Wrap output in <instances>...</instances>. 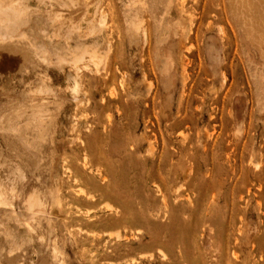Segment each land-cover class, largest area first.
Returning a JSON list of instances; mask_svg holds the SVG:
<instances>
[{"label":"rangeland","instance_id":"rangeland-1","mask_svg":"<svg viewBox=\"0 0 264 264\" xmlns=\"http://www.w3.org/2000/svg\"><path fill=\"white\" fill-rule=\"evenodd\" d=\"M4 1L18 13L0 8L13 17L0 20V183L14 194L0 228L17 244L0 231V264H264V35L243 40L233 1L19 0L38 14ZM15 28L47 31L49 58L6 54Z\"/></svg>","mask_w":264,"mask_h":264},{"label":"bare ground","instance_id":"bare-ground-1","mask_svg":"<svg viewBox=\"0 0 264 264\" xmlns=\"http://www.w3.org/2000/svg\"><path fill=\"white\" fill-rule=\"evenodd\" d=\"M3 1H4V0H3ZM5 1H7V0H5ZM5 1H4V2H5ZM18 1H19V0H17V3H18ZM45 1H46V0H45ZM45 1H44V2H45ZM50 1H51V0H50ZM52 1L54 2V0H52ZM68 1H69V0H68ZM165 1H166V0H165ZM168 1H169V0H168ZM232 1H233V3H234V6L230 7V9H231V15H233V16L235 17V19H237L236 22H237V25H238V29L240 30L241 34H243L244 37H245L243 40H245V39L247 38V39H248L247 43H249L251 40H253V37H254V38H255V37L257 38V36H258V39H260L261 37H259V35H260L259 33H262V34L264 35V0H236V1H235V0H232ZM19 2L21 3V1H19ZM26 2H27V0H26ZM26 2L23 3V1H22V3H21V4L18 3V5L21 6V8H22V4H24V6H23V9H24V10H25V8H26L27 6L29 7V8H28V7H27V8L30 9V8L32 7V5H30V6H31V7H30L29 5H27ZM48 2H49V0H48ZM48 2L46 3L47 5H48ZM56 2H57V1H56ZM61 2H62V1H61ZM70 2L73 3V5L76 4V3L74 4V2H75L74 0H73V1L70 0ZM2 3H3V2L0 3V5H1L0 8L3 7V9H4L5 11H7V10L5 9V7H6L8 10H10V9H11L12 11L14 10V9L11 8L13 4H11L10 1L5 2V4L10 3L11 5H10V4H7V6H5L4 3H3V4H2ZM41 3H43V2H41ZM50 3H51V2H50ZM166 3L169 4L170 2H167V1H166ZM14 4H15V2H14ZM44 4H45V3H44ZM52 4H53V3H52ZM57 4H58V2H57ZM167 4H166V5H167ZM229 4H230V2H229ZM9 5L11 6V7H9L10 9L8 8ZM26 5H27V6H26ZM53 5H56V4L54 3ZM35 6H36V5H34V6L32 7V10H33L32 13H33V12H34V13L36 12V13L38 14L37 11H41V7L39 8V7H38L39 5H38V6H36L37 8H35ZM59 6H61V5H59ZM96 6H97V5H96ZM230 6H231V4H230ZM24 7H25V8H24ZM47 7H50V6L48 5ZM51 7H53V6H51ZM56 7H57V6H56ZM63 7H64V6H63ZM255 7H256L258 10L256 9V11H255ZM13 8H14V7H13ZM15 8H16V7H15ZM17 8H18V7H17ZM21 8H20V10H21ZM33 8H34V9H33ZM38 8H39L40 10H39ZM165 8H168V5L165 6ZM179 8H180V7H179ZM36 9H37V11H35ZM58 9H59V8H58ZM62 9H63V8H62ZM95 9H96V8H95ZM95 9H94V11L97 10V9H96V10H95ZM11 10H10V11H11ZM30 10H31V9H30ZM156 10H157V9H156ZM179 10H180V9H179ZM2 11H3V10H0V14H1ZM12 11H11V12H12ZM14 11L16 12V10H14ZM14 11L12 12L13 14L15 13ZM98 11H99V9H98ZM164 11H165V10H164ZM257 11H258L259 13H257ZM19 12H20V11H19ZM42 12H43V11H42ZM60 12H61V11H60ZM102 12H103V11H102ZM102 12H100V13L102 14ZM178 12H180V11H178ZM181 12H182V11H181ZM181 12H180V13H181ZM2 13H3V12H2ZM7 13H8V15H6ZM16 13H18V11H17ZM21 13L24 14V12H21ZM57 13H58V12H57ZM4 14H5L6 16H4V15L2 14V17L4 16V17L2 18L3 20H1V16H0V20H1V21L4 22V20H5L4 18L7 17V16L9 17L8 20H11L10 17H12V15H11V14L9 15V12H6V13L4 12ZM37 14H36V15H37ZM40 14H41V13H40ZM44 14H45V13H44ZM93 14H95V13H93ZM103 14H104V13H103ZM105 14H106V13H105ZM175 14H176V13H175ZM15 15H16V14H15ZM20 15H21V14H20ZM48 15H50V13H49V14H45V19H46V21H48L47 18H46V16L48 17ZM55 15H57V14H55ZM66 15H67V14H66ZM97 15H98V14H97ZM97 15H96V16H97ZM17 16H18V15H17ZM24 16L26 17V14H24ZM34 16H35V15H34ZM34 16H33V17H34ZM61 16H62V15H61ZM98 16H99V15H98ZM21 17H22V16H21ZM21 17H20V18H21ZM52 17H53V16H51V18H52ZM57 17L59 18L58 15H57ZM12 18H13V17H12ZM18 18H19V17H18ZM18 18H16L17 21H18ZM20 18H19V19H20ZM27 18H28V16H27ZM27 18H25V20H26ZM34 18H35V21H37V20H36V17H34ZM38 18H40V17L38 16ZM49 18H50V16H49ZM53 18H54V17H53ZM53 18H52V19H53ZM55 18H56V17H55ZM55 18H54V20H55ZM14 19H15V18H14ZM40 19H42V18H40ZM43 19H44V18H43ZM52 19H50L49 21H51ZM94 19H96V18H94ZM12 20H13V19H12ZM21 20H22V19H21ZM25 20H24V21H20V22H25ZM72 20H73V18H72ZM74 20H75V19H74ZM99 20H100V21H99ZM99 20H98V22L102 23V19L99 18ZM14 21L16 22V20H13L12 23L16 24ZM33 21H34V20H33ZM49 21H48V22H49ZM57 21H58V20H57ZM93 21H97V20H93ZM5 22H6V21H5ZM26 22H27V21H26ZM53 22H56V21H53ZM53 22H52V23H53ZM0 23H1V22H0ZM12 23H11V24H12ZM39 23H40V22H39ZM2 24H3V23H2ZM4 24H7V23H4ZM4 24H3V25H4ZM21 24H23V23H21ZM21 24L19 23L18 25H21ZM46 24H47V23L44 22L43 25H46ZM62 24H63V23H62ZM77 24H78V21H77ZM18 25H17V28L19 27ZM25 25H26V24L24 23V26H25ZM30 25H31V24L29 23V28H27V29H31V28H30ZM37 25H38V22H37L36 26H37ZM63 25H64L63 30H64L65 33H66V30H65L66 28H65V27L68 26V25H69V28H70L72 25L75 26V25H76V20H75V24L72 22L71 25L68 24V25L65 26V22H64ZM63 25H62V26L59 25V26H60V27H63ZM94 25H95V23H94ZM101 25H102V24H101ZM39 26L44 28V26H42V22H41V25L39 24ZM74 26H73V27H74ZM7 27H8V26H7ZM10 27H11V26H10ZM31 27H32V25H31ZM94 27H96V26H94ZM23 28H24V27H23ZM37 28H38V27H37ZM55 28L57 29V26H56ZM69 28H68V29H69ZM74 28H75V27H74ZM92 28H93V27H92ZM5 29H6V27H5ZM11 29H12V28H11ZM34 29H36L35 26H34ZM41 29H42V28H40V29L38 28L37 31H39V30L41 31ZM68 29H67V31H71V32H72V30H75L76 28H75V29L72 28V30H71V29L68 30ZM77 29H78V28H77ZM96 29H98V27H96ZM2 30H3V31H1V32H2V35H3V32H4L5 30H4L3 28H2ZM6 30H7V29H6ZM12 30H13V29H12ZM14 30L16 31V28H15ZM43 30H44V29H43ZM43 30H42V31H43ZM53 30L55 31V29H53ZM89 30H90V29H89ZM92 30H93V29H92ZM94 30H95V29H94ZM9 31H10V29H9ZM19 31H20V30H19ZM19 31H16V33L14 32V34H13V32H12L13 35H12V34H8V35H10L11 37H14V36H15V38H16L15 41H17V45L14 46V47H15V48H14L15 51H14V53H13V50H14V49H13L12 45L8 46V45L6 44L7 47H8V49L5 48L6 51L8 52V53H7V52L5 51L6 54H9V55H10V53H11V54H12L11 56L17 55V57L20 58V61H19V63H18V64H20V65H22V64L26 61V59L34 57V56H31V55H30V52H31L32 49H35V48H40V49H42V53H43V56H42V57H43V58L41 57V58H42V60L40 59L41 61H43V59L47 58V56H48V58H49V55H51L50 52H53V51H54V50H52L51 48L55 47L56 45H55V44H52V42H53L52 37L47 33V31H43V37H42V39H35V38H36V37H35L36 35L34 36L35 38H32V36L30 35V36H31V39H30V38H28L30 33L27 34V32L25 33V31H22V30H21L20 32H22L21 34L24 35V36L21 38L22 35L20 34ZM30 31L32 32V29H31ZM30 31H29V32H30ZM40 31H39V32H40ZM54 31H52V32H53V33L51 34L52 36H54V35L57 33L58 30H56V33H55ZM90 31H91V30H90ZM96 31H97V30H95L94 33H96ZM1 32H0V33H1ZM18 32H19V34H17ZM60 32H63V31H60ZM60 32H58V33H60ZM73 32H74V31H73ZM92 32H93V31H92ZM6 33H8V31H7ZM6 33L4 32V34H6ZM23 33H24V34H23ZM69 33H70V32H69ZM75 33H76V32H75ZM97 33H98V32H97ZM257 33H258V35H257ZM15 34H16V35H15ZM26 34H27L28 36H27ZM241 34H240V35H241ZM17 35H19V37H20L21 39H19V38L17 37ZM25 35H26V40H27V41H26L25 38H24ZM33 35H34V34H33ZM90 35H91V34H90ZM97 35H98V34H97ZM10 36L4 35V37H9V39L11 40V37H10ZM58 36H59V34H58ZM69 36H71V34H70ZM95 36H96V34H95ZM95 36H94V37H95ZM261 36H262V35H261ZM4 37H3V39H4ZM56 37H57V36H56ZM263 37H264V36H262V38H263ZM86 38H87V37H86ZM256 38L254 39L255 41L257 40ZM5 39H6V41L9 40V39L7 40V38H5ZM17 39H18V40H17ZM23 39H24V40H23ZM72 39H73V38H72ZM91 39H92V38H91ZM95 39H96V38H95ZM99 39H100V38H99ZM247 39H246V40H247ZM250 39H251V40H250ZM10 40H9V41H10ZM13 40H14V39H13ZM19 40H20V42L18 43ZM66 40H67V38H66ZM66 40H65V42L63 41V43H66V42H67ZM77 40H78V39H77ZM101 40H102V39H101ZM249 40H250V41H249ZM260 40H261V39H260ZM260 40H257L258 43H256L255 41H254V42H255L256 44H259V41H260ZM263 40H264V39H263ZM0 41H1V42H0V46H4V44L1 45V43H6V42H4V40H3V41L0 40ZM11 41H12V40H11ZM11 41H10V42H11ZM15 41H12L11 44H16ZM24 41H25V42H24ZM98 41H99V40H98ZM13 42H15V43H13ZM60 42H62V41H60ZM7 43H9V42H7ZM82 43H83V42H82ZM93 43H94V45H96V44H95V40L91 42V45H93ZM99 43H100V42H99ZM250 43L255 44V43H253V41H251ZM26 44H27V45H26ZM66 44H68V43H66ZM252 44H251V46H253ZM261 44H263V43H262V40H261L259 46H261ZM25 45H26V46H25ZM49 45H51L52 47H51V46L49 47ZM68 45H69V44H68ZM84 45H85V43H84ZM98 45H99V44H97V47H98ZM247 45H248V44H247ZM62 46H63V45H62ZM65 46H67V45H65ZM69 46H70V45H69ZM9 47H11V49H10ZM26 47H27L28 49H27ZM29 47H30V49H29ZM73 47H74V46H73ZM95 47H96V46H95ZM95 47H94V48H95ZM256 47H257V46H256ZM256 47H255V49H256ZM65 48H66V47H65ZM81 48H82V47H81ZM94 48H93V51L95 52V51H96V48H95V49H94ZM252 48H254V47H252ZM263 48H264V47H263ZM263 48H262V49H263ZM0 49H1V48H0ZM3 49H4V48H3ZM50 49H51L52 51H50ZM53 49H54V48H53ZM57 49H58V51H60L59 48L56 47V49H55L56 52H55L54 54H56V56L59 55V58H60L62 52L60 51L61 53L59 52V53H60V54H59V53L57 52ZM76 49H78V48H75V50H76ZM89 49H90V48H89ZM248 49H249V48H248ZM250 49H251V48H250ZM36 50H37V49H36ZM36 50H35V52H36ZM75 50H73V52H74ZM79 50H80V49H79ZM27 51H30V52H27ZM32 51H33V53H34V50H32ZM77 51H78V50H77ZM82 51H83V50H82ZM86 51H87V50H86ZM86 51L84 50L82 55H86V54H85ZM2 52H4V51L2 50ZM69 52H70V51H69ZM73 52L71 51L70 53H73ZM90 52L92 53V50L89 51V54H90ZM94 52H93V53H94ZM98 52H99V51H98V48H97V52H96V54L94 53V57L96 58L95 60H99V58H101L102 52H100L101 54L99 53V55H97ZM261 52H262V51H261ZM87 53H88V51H87ZM262 53H263V52H262ZM0 54H1V53H0ZM54 54H53V57H54ZM27 55H28V56H27ZM29 55H30V56H29ZM32 55H36V53H34V54H32ZM45 55H47V56H45ZM70 55H72V54H70ZM73 55H75V56H71V57H76V60H77V57H78L79 54H77V56H76V54H75V52H74ZM87 55H88V54H87ZM91 55H92V54H91ZM249 55H250V53H249ZM0 56H1V55H0ZM11 56H10V57H11ZM99 56H100V57H99ZM36 57H37V56H36ZM44 57H45V58H44ZM65 57H66V55H65ZM87 57H88V56H87ZM102 57H104V56H102ZM15 58H16V56H15ZM54 58H55V57H54ZM62 58H63V57H61L60 59H62ZM67 58H68V57H67ZM34 59H35V57H34ZM51 59H52V58H51ZM55 59H57V58H55ZM55 59H52V62L55 61ZM71 59H72V58H71ZM102 59H103V58H102ZM104 59H105V57H104ZM31 60L33 61V59H31ZM67 60H68V59H67ZM95 60H93V61H95ZM105 60H106V59H105ZM32 61H31V62H32ZM34 61H35V60H34ZM44 61H45V60H44ZM47 61H49V59H48V60L46 59V64H47ZM31 62H28V63L25 62V63H27V64H29V66H31L30 64H33V63H34V62L31 63ZM35 62H36V61H35ZM58 62H59V61H58ZM60 62H62V61H60ZM95 62H96V61H95ZM103 62H104V61H103ZM56 63H57V61H56ZM56 63H54V64H56ZM75 63H76V62H75ZM98 63H99V62H98ZM98 63H97V64H98ZM95 64H96V63H95ZM102 64H103V63H102ZM22 66H23V65H22ZM94 66H95V65H94ZM100 66L103 67V65H100ZM18 67H19V66H18ZM25 67H26V66H25ZM31 67H33V66H31ZM95 67H96V66H95ZM98 67H99V65H98ZM99 68H100V67H99ZM19 69H20L22 72L26 70V69H24V68H23V69H22V68H19ZM28 69H29V67L27 68V70H28ZM95 69H96V68H95ZM70 75H71V74H70ZM67 76H69V75H67ZM71 76H72L71 79L73 80V81H72V82H73V86H72L73 89H72V90L75 91V90H77V88H78V84H77V81L75 80V78L73 77V75H71ZM26 79H27V78H26ZM32 79L35 80V82H34ZM32 79H31V81H33L34 84H35V83H36V79H34V78H32ZM66 79H67V77H66ZM29 80H30V77H29ZM26 81H27V80H24V82H26ZM37 81H38V80H37ZM42 81H43V80H42ZM27 83L30 84V85L27 86V87H29V88H30L31 90H33V91H34V89H36V93H37L38 91H41V92H42L43 89H49V88H47V85L45 84V82H40V84H39V82H38V83H36V85H33V83L31 84V82H28V81H27ZM79 84H81V83H79ZM27 85H28V84H27ZM32 85H33V86H32ZM72 87H71V88H72ZM27 89H28V88H27ZM31 90H29L28 92L30 93ZM49 90H50V89H49ZM49 90H48V91H49ZM48 91L46 90V92H48ZM70 91H71V90H70ZM74 91H73V92H74ZM75 92H76V91H75ZM34 93H35V92H34ZM26 94H27V93H26ZM26 94H25V95H26ZM46 94H47V93H46ZM33 95H34V94H33ZM37 95H38V94H37ZM40 95H41V94H40ZM43 95H44V94H43ZM48 95H49V94H48ZM19 99H21V98L19 97ZM19 99H18V101H17V99H16L15 104H16V102H17V105H19V103H20V102H19V101H20ZM41 99H42V98H41ZM21 100H22V99H21ZM42 100H45V101L48 100V101H49V99H42ZM18 102H19V103H18ZM22 102H23V100H22ZM33 102H34V101H33ZM46 102H47V101H46ZM38 103H39V102H38ZM38 103L35 102V104L33 103L34 105L31 104V103H29V104L33 105L34 107L32 108V106L28 104L29 106H27V108H29L30 106H31V107H30L29 111H28V110H27V112L25 111V113H28V112H30V111L32 110V111H33V114H32V111H31V115H30V116L33 115V118H35V121H36V119H39V118L41 119L40 116H41V114H42V113H40V112L42 111V109L37 108V107H40L41 102H40V104H38ZM37 104H38L39 106H36ZM41 105H43V104H41ZM20 106H21V105H20ZM18 107H19V106H18ZM35 107H36L37 109H39L40 112H39L37 109H34ZM15 108H16V107H15ZM15 108H14V109H15ZM24 108H25V107H24ZM31 108H32V109H31ZM44 108H45V107H44ZM22 109H23V107H22ZM33 109L36 110V111H38V112L40 113V114H39V117H37L38 112H36L37 114H34L35 112H34ZM12 110H13V108H12ZM20 110H21V109H20ZM12 113H13V112H12ZM15 113H17V112H15ZM20 114H21V116H22V113H20ZM23 114H24V112H23ZM26 115L28 116V114H26ZM26 115L24 114V116H22V117H23V118H24V117H27ZM16 116H17V117L19 116L18 113H17ZM16 116H15V115H11V116L8 117L7 120L10 122V120L12 119V117L17 118ZM10 117H11V119H10ZM14 118H13V119H14ZM43 118H44V117H43ZM17 119H18V118H17ZM21 119H22V118H19L20 122H21ZM25 119H26V118H25ZM19 120H18V121H19ZM26 120H27V119H26ZM26 120H24V122H26ZM31 120H33V119L31 118L30 121H31ZM12 121H13V120H11V122H12ZM16 121H17V120H16ZM9 122H8V123H9ZM11 122H10L8 125H11V124H12ZM33 122H34V120H33ZM18 123H19V122H18ZM18 123L16 122V125H17ZM31 123H32V121H31ZM31 123H30V124H31ZM36 123H37V122H36ZM40 123H42V122H40ZM14 124H15V122H14ZM22 124H23V122H22ZM30 124H29V125H30ZM48 124H49V123H48ZM16 125L14 126L13 131H14V129L17 130V129H16ZM24 125H25V124H24ZM26 125H27L30 129H29L27 126H26V127L24 126V128H23V125H21V127H22V129L25 130V131H26L25 128H28V131H26V133H27V132L29 133L32 127H30V126L27 124V122H26ZM12 126H13V124H12ZM40 127H41V126H40ZM40 127H37V128H40ZM43 127H44V125H43L41 128H43ZM11 129H12V127H11ZM19 129H21V128H19ZM43 129H44V128H43ZM32 130L34 131V134H36L37 137L39 138V135H38L37 133H35V131H36V132H37V131L39 132V130H35V129H33V128H32ZM32 130H31V131H32ZM11 131H12V130H11ZM33 131H32V132H33ZM16 132H17V131H14V133H16ZM21 132L23 133L24 131H21ZM32 132H30V133L32 134ZM45 132H46V128H45V130H44L43 133L45 134ZM22 133H17V134H22ZM26 133H23V134H26ZM28 133H27V134H28ZM30 133L28 134V136L31 135ZM43 133H41V134H43ZM25 136H27V135H25ZM25 136L23 135L24 138H25ZM31 136H33V135H31ZM40 136H41V135H40ZM34 137H35V136H34ZM44 137H45V135H44L43 137H40V138H42V140H43ZM18 138H20V136H19ZM24 138L21 137L20 140H24ZM32 138H33V137H32ZM40 138H39V139H40ZM30 139H31V138H29V140H30ZM33 139H34V138H33ZM39 139H37V140H39ZM25 140H27V139H25ZM34 140H35V139H34ZM33 142H34V141H33ZM38 142H39V141H38ZM28 145H29V144H28ZM30 145H31V144H30ZM34 148H37V147L34 146ZM35 150H36V149H35ZM37 151H39V150H37ZM10 172H11V171H10ZM12 172H13V171H12ZM12 172H11V174H12ZM20 174H21V173H20ZM0 179H1V178H0ZM3 184H4V183H3V181H2V182L0 183V214L5 215V214H7L8 210H9L7 207L9 206V203H10V202H9V203L6 202V198H5V197H8V196L11 195L12 198H13V197H14V196H13L14 194H12L13 188L11 189V192H10L9 189H8V190H5L6 187L3 186ZM4 185H5V184H4ZM7 186H8V188H9V185H8V184H7ZM12 186H13V184H12ZM51 191H52V190H51ZM30 192H31V191H30ZM33 192H34V191H32L31 193L35 196L36 193H39V190H38V191L35 190L36 193H35V192L33 193ZM31 193H30V195H31ZM42 193H43V192H42ZM28 194H29V193H28ZM40 194H41V192H40ZM38 195H39V194H38ZM47 195L50 196V198H49V197L47 198V196L45 195V196H46V197H45V200H47V199H51V195H50L49 192H48ZM26 196L28 197V195H26ZM34 196L32 197V198H33V202L35 201V197H36V196H35V197H34ZM30 197H31V196H30ZM30 197H28L27 199L29 200ZM12 198H11V200H12ZM27 199H26L25 201H26V202H29V201H27ZM38 199H39V201H41V204H43L44 201H43L42 199H40V197H39ZM48 201H51V200H47V202H48ZM30 202H31V199H30ZM34 203H35V202H34ZM38 203H40V202H38ZM49 203H50V202H49ZM51 203H52V202H51ZM51 203H50V205H51L50 207H52V204H53V203H52V204H51ZM7 204H8V205H7ZM27 205H30V204H27ZM45 205L48 206L47 204H45ZM41 206H42V205H41ZM25 207H26V206H25ZM27 207L29 208V206H27ZM27 207H26V208H27ZM33 207H35V205H34ZM39 207H40V205H39L38 208H37V211H38V212L42 210V209L39 208ZM50 207H48V209H49ZM1 208H2V209H1ZM42 208H43L42 211H44V212L47 213V211H45L46 208H45L44 205L42 206ZM44 208H45V209H44ZM30 209H31V208H30ZM38 209H40V210H38ZM27 211H29V210H27ZM30 211H31V210H30ZM30 211H29V214H30ZM42 211H41V212H42ZM48 211H51V210L49 209ZM33 212H35V210H34ZM38 212H37V213H38ZM46 213H44V214H46ZM38 214H40V213H38ZM41 214H42V213H41ZM36 216H37V215H36ZM32 218H33V217H32ZM48 218H49V217H48ZM51 220H53V219H50V218H49V219H48V222H49V224L52 225L53 221H51ZM38 221H39V220H37V222H38ZM35 222H36V221H35ZM14 225H15V224H14ZM37 225H38V223H37ZM52 226L54 227V226H55V223H53ZM52 226H51V227H52ZM29 227H30V226H29ZM4 230H5V229L0 228V231H1L2 233H4L3 235H4L5 239L7 240V243H8L7 245H9V246L11 247V250H12L14 246L16 247V244H17V243L14 244V242H13V240H12V237H11V234H10L9 232H7V231H4ZM13 230H14V229H13ZM24 231H25V230H24ZM15 242H16V241H15ZM53 251L56 253V252L58 251V249L54 248ZM8 256H9V254H8Z\"/></svg>","mask_w":264,"mask_h":264}]
</instances>
